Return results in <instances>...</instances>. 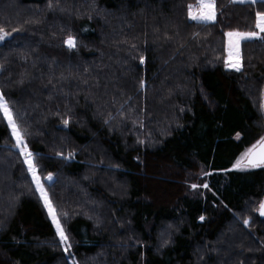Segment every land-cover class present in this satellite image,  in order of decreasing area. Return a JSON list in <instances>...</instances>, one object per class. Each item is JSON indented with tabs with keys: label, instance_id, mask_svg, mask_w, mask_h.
<instances>
[{
	"label": "trees",
	"instance_id": "1",
	"mask_svg": "<svg viewBox=\"0 0 264 264\" xmlns=\"http://www.w3.org/2000/svg\"><path fill=\"white\" fill-rule=\"evenodd\" d=\"M55 1L60 10L0 0V26L11 32L0 41V91L74 259L90 264L114 246L113 228L97 219L106 202L111 222L121 218L136 240L110 252L118 264H264V166L232 167L264 134V33L241 43L240 71L225 67V33L256 30L264 1L215 0L212 22L188 18L197 0ZM69 32L75 49L62 42ZM13 145L0 113V255L70 264ZM107 168L122 199L106 194ZM200 171L207 187L191 190ZM151 178L172 186L162 193ZM84 200L103 211L82 214Z\"/></svg>",
	"mask_w": 264,
	"mask_h": 264
},
{
	"label": "snow or ice",
	"instance_id": "2",
	"mask_svg": "<svg viewBox=\"0 0 264 264\" xmlns=\"http://www.w3.org/2000/svg\"><path fill=\"white\" fill-rule=\"evenodd\" d=\"M243 2V0H241ZM253 4L259 2V0H251ZM49 8L53 7L51 0L48 4ZM193 7H196L198 11L196 14H193ZM189 16L193 20L200 21H215L216 19V7L215 0H198L197 5H188ZM255 28L258 31L250 32H240V31H228L225 33L227 37V50L229 55V60L226 62L225 66L228 68L235 69L236 71L241 70V61L240 56V41L242 39H250L253 37H260L261 33H264V11L255 12ZM12 31H18V29H13ZM11 35V32H8L4 27L0 26V41L5 40L8 36ZM264 38V37H261ZM63 44L66 45L69 49L77 48V39L76 37L69 32L66 37L63 39ZM133 47H135L133 45ZM235 55L236 59H232ZM141 63L144 62V57H140ZM2 67V65H0ZM23 81H21L22 83ZM143 81H141V86H143ZM261 108L264 109V103L261 104ZM0 113L3 114L4 119L7 122V126L11 129V134L15 137L16 143L13 145L20 149V154L24 158V163L27 165V171L31 174L32 182L35 184V189L39 193L40 198L43 200L44 207L48 211V215L51 217L52 224L55 225L56 234L60 238V242L65 245L64 251L67 252L71 248L69 243V237L66 234L65 228L61 223L60 217L55 209L52 200L49 197L47 189L44 187L41 177L37 174V164L34 161V155L32 151L29 150L28 144L25 139V134L21 130L17 120L14 118L13 110L9 105L8 100L5 98V95L0 91ZM65 125L69 123L68 119L63 121ZM237 138L240 137V133L236 134ZM57 155L63 156V153H57ZM74 153H68L66 158H71ZM264 165V136H261L251 147L247 148L244 152L240 154V157L232 165L233 168H249V167H260ZM47 180L51 181L53 179V174L49 172L46 177ZM193 188L198 187L193 184ZM207 187V185H203ZM261 216H264V200H261L259 207L256 209ZM67 216V213H64ZM200 220H204V217H199ZM244 224L248 225L249 220L245 219ZM167 243V241H165ZM73 264H78L77 261H73Z\"/></svg>",
	"mask_w": 264,
	"mask_h": 264
},
{
	"label": "rangeland",
	"instance_id": "3",
	"mask_svg": "<svg viewBox=\"0 0 264 264\" xmlns=\"http://www.w3.org/2000/svg\"><path fill=\"white\" fill-rule=\"evenodd\" d=\"M233 2L235 3H245V2H251V0H243V2H241V0H232ZM259 1H264V0H259ZM54 2V3H53ZM197 2L198 0L196 1V3L192 4L193 6L197 5ZM51 3L53 4V7L52 8H57L58 6V10L61 9L62 7V3L57 2L55 0H51ZM48 4H49V0H48ZM48 4H47V7H48ZM73 8H76L74 6H71ZM81 8H85V9H88V7H84L82 6ZM49 10H51L49 7H48ZM76 11V10H74ZM193 14H196V12L198 11V9L196 7H193ZM69 13H72V12H69ZM188 13H189V9H188ZM187 13V14H188ZM188 18L191 20V21H195V22H212V21H200V20H193L190 18L189 14H188ZM254 31H258V29L254 30ZM228 32V31H227ZM241 32V31H240ZM247 32H250V31H247ZM262 34V33H261ZM261 37V36H260ZM260 37H253V38H250V39H242L240 41V56H239V59L241 61V43L245 40H253V39H257V38H260ZM232 59H236L235 55L232 57ZM229 60V55H228V50H227V37L225 36V64L226 62H228ZM226 67V66H225ZM227 69H230V70H235V69H232V68H228L226 67ZM262 98V97H261ZM263 103V100L261 99V104ZM263 110V109H262ZM3 115V114H2ZM6 122V120H5ZM7 124V122H6ZM9 128V131L11 133V129L10 127ZM12 138H13V141H14V145L16 143V140H15V137L11 134ZM251 147V146H250ZM17 150H19L20 152V149L15 147ZM246 150V149H245ZM244 150V151H245ZM243 151V152H244ZM240 157V156H239ZM238 157V158H239ZM237 158V159H238ZM261 166H264V165H261ZM250 168H255V167H249V168H234V169H241V170H246V169H250ZM31 175V174H30ZM202 176H203V173L200 171L196 174V176L192 177V180L191 182L188 183V186L191 190H198L199 188H204L203 185L205 184H202ZM47 177V176H46ZM32 178V177H31ZM53 180V179H52ZM51 180V181H52ZM150 183H155L159 189V191H161L162 193L164 192L166 186H172L170 184H168V181L167 179H157V178H151L150 179ZM42 181V179H41ZM51 181L47 180L45 178V182H48L50 183ZM105 187L106 189L108 190V192L106 193L109 197L110 200H113L115 197L116 199H122L124 196H125V192H126V188L124 186V184H122L121 182H118L117 180L114 179V177H112L111 173H109V169L107 168V171L105 173ZM149 182V181H148ZM43 183V181H42ZM173 183V182H172ZM178 183V182H175V184ZM195 184L197 185L198 187L196 188H193L192 185ZM35 185V184H34ZM44 185V183H43ZM45 187V186H44ZM158 191V189H156ZM39 195V193H38ZM164 195V194H163ZM162 195V196H163ZM40 197V195H39ZM84 197H87L86 195ZM41 199V198H40ZM263 200V199H262ZM84 207L83 206H80V212L84 215H87V216H93L94 213H96V210H102V208L104 207L103 204H101L100 206H97L95 204V202H91L89 204H87L86 200H84ZM41 202L43 203V200L41 199ZM44 205V203H43ZM109 207L106 205V202H105V214H101V215H97V219L99 217V219L101 220L100 222H105V225L108 226V227H111L113 229H111V234H112V242L114 244V246H106L105 247V253H103V255H100L96 260H94V258H91V261H90V264H118V262H113L110 258V252L114 249L115 251H120V252H124L126 251L125 249L127 247H131L133 246L132 244H135L136 240L131 237L132 235H129V230L126 229V222H123L121 220V218H118L117 215V219H114L115 216L114 214H112V217H113V220L111 222V220L109 219V216H108V212H109ZM46 209V208H45ZM108 210V211H107ZM47 211V209H46ZM48 213V211H47ZM101 213V212H100ZM49 216V215H48ZM49 219L51 220V217L49 216ZM52 222V221H51ZM114 224V225H113ZM54 226V229H55V225ZM171 227H168V230H170ZM168 234V231H164L161 235L162 237H166V235ZM58 236V235H57ZM58 239L60 240L59 236H58ZM70 243V242H69ZM62 244V243H61ZM63 246V249L65 248V245L62 244ZM216 255H217V252H215ZM67 257L69 258V261H70V264H73V261H76L74 259V257L71 255V250L69 249L66 253ZM0 264H11V262L8 260V258L0 255Z\"/></svg>",
	"mask_w": 264,
	"mask_h": 264
},
{
	"label": "water",
	"instance_id": "4",
	"mask_svg": "<svg viewBox=\"0 0 264 264\" xmlns=\"http://www.w3.org/2000/svg\"><path fill=\"white\" fill-rule=\"evenodd\" d=\"M263 103H264V91H263ZM263 136H264V134H263ZM263 200H264V196H263ZM258 215H259L260 218H264V216H261L259 212H258Z\"/></svg>",
	"mask_w": 264,
	"mask_h": 264
}]
</instances>
